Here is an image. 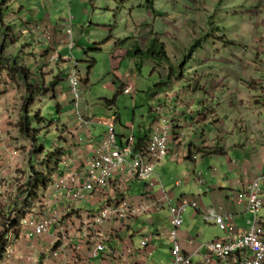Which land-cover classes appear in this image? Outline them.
<instances>
[{"label":"rangeland","instance_id":"1","mask_svg":"<svg viewBox=\"0 0 264 264\" xmlns=\"http://www.w3.org/2000/svg\"><path fill=\"white\" fill-rule=\"evenodd\" d=\"M0 6L5 23L15 28L16 37H22L15 45L9 41L3 44L0 34V52H4L0 61L1 80L6 85V77L12 80L19 99L12 137L19 145V161L14 159L10 166L0 158V233L6 220L18 215L17 198L20 197L21 214L26 212L28 195L24 196L23 192L30 180L32 167L40 171L39 163L44 155L63 146L61 139L65 138L60 132L64 126L75 131L84 145L88 142L87 132L77 130V118L70 104L71 95L64 74L69 69L68 63L64 72L60 71L58 61L49 63L47 54L51 49L44 51L47 58L43 63L38 61L39 53L47 48L42 41L47 39L46 33L51 35L49 41L61 46L67 61L71 55L70 49L64 46L65 31L61 30L62 35L57 37H53L51 31L40 36V28L30 24L42 22L45 15L52 26L60 29L66 18L73 17L76 45L72 54L74 60L80 63L78 71L82 81L80 109L92 121L90 132L95 139L103 137L109 124L116 126L118 134L126 133L127 136L134 131L138 133L140 125L148 128L154 122L151 111L162 109L160 99H165L176 109L175 115L184 113V118L187 115V120L193 124L205 112L207 105L211 114L209 126L203 127L207 139L213 142L222 135L224 147L227 142L232 144L238 140L247 143L249 138L259 136L246 106L253 102V95L260 93L253 88L264 75L259 49V42L264 38V0H156L152 6L146 0H0ZM24 40L27 43L21 52L28 58H23L21 62H39L36 64L41 67L39 72L42 75L30 70L38 86H29L18 70L10 68L12 59L9 55L17 56ZM128 51H134L133 55L126 56ZM33 52L35 56L29 58ZM171 68L175 73L171 85L163 87L162 91L155 89L162 81L159 71L167 79ZM36 73L39 76H33ZM51 74L65 82L57 91L52 87L54 78ZM87 79L89 82H86ZM206 82L208 94L196 85L204 86ZM124 85H132L135 91L124 93ZM166 93L170 97L165 96ZM238 97L243 104V109L239 107L241 113L237 112L238 108L230 106L232 99ZM113 100L112 104L107 102ZM57 105H60V112ZM215 111L225 121L219 129L211 120ZM37 112L41 119L35 118ZM27 113L31 123L29 130L34 136L32 140H28L21 130ZM227 115L230 120L226 119ZM241 119L243 122H239ZM134 122L137 127H134ZM242 127L246 132L241 136ZM188 128L193 134L195 127ZM35 146H43L44 153H35ZM247 146L241 150L245 154L244 163L250 168L256 163V157L251 144ZM236 152L230 149L228 156L214 155L200 159L197 155L199 161L205 159L207 163L195 166L189 160L180 164L172 162L166 168L160 167L159 171L166 183L172 178L174 183L184 179L185 184L178 190L190 192L196 189L195 172H213L219 180L226 179L223 171L229 170L230 156H236ZM30 154L33 157L31 164ZM88 205L92 207V204ZM137 241L140 242L139 238ZM170 246L164 244V252L158 251L152 257L154 264H170Z\"/></svg>","mask_w":264,"mask_h":264},{"label":"built area","instance_id":"2","mask_svg":"<svg viewBox=\"0 0 264 264\" xmlns=\"http://www.w3.org/2000/svg\"><path fill=\"white\" fill-rule=\"evenodd\" d=\"M61 28L65 31L64 46L71 52L66 74L70 104L79 128L89 130L92 121L80 109L79 62L72 54L76 45L73 17L66 18ZM46 34L48 41L52 39ZM53 44L48 43L51 51L47 57L49 63L55 64L62 57L60 46ZM259 49L264 73L263 37ZM258 86L264 93V75ZM5 88L6 83L0 82V89ZM134 91L132 85H124V93ZM174 131V125L162 118L154 126L147 145L141 147H137L134 133L121 138L114 124L107 126L99 140L89 134L92 154L88 159L62 156L59 170L50 175L48 187L36 200L29 198L32 187L28 181L23 192L28 195L26 212L21 214L19 208L17 217H9L0 233L4 254L0 264H142L154 254L155 246V233L142 220L165 209L171 215L172 227L167 235L172 240V264H195L193 256L183 249L180 230L186 211L201 210L202 202L198 197L187 196L176 201L174 189L182 187L185 180L179 179L169 186L159 171L164 159L179 155ZM196 175L198 182L205 185V174ZM135 183H143V187L140 195L132 196ZM230 198L239 203L247 200L253 218L247 228H239L232 214H219L215 208H209L204 214L206 221H215L225 236L201 246L204 261L264 264V176Z\"/></svg>","mask_w":264,"mask_h":264},{"label":"crops","instance_id":"3","mask_svg":"<svg viewBox=\"0 0 264 264\" xmlns=\"http://www.w3.org/2000/svg\"><path fill=\"white\" fill-rule=\"evenodd\" d=\"M257 11H260V9L259 10L257 9ZM260 12H262V10ZM30 24L40 28V31H41L39 32L40 36L46 31L47 32L51 31L53 37L55 35L56 37L62 35L60 33L61 29L58 26L57 27L52 26V23L48 19L47 15L43 17L42 22L36 23V24L31 22ZM21 30L24 32V29H21ZM42 41L44 42L47 48L43 47L44 48L43 51L39 53L40 59L38 61L41 63H43V60L47 58L45 57L44 51H49L48 43L51 42V41H48L47 39H42ZM53 45H55L56 47L58 44L54 43ZM59 49L61 50V46ZM60 53H61L62 59H60L58 63L60 65V71L64 72L65 64L66 63H68V65L70 64L69 62H67V59L63 57L62 50ZM126 56H128L127 53H126ZM172 70H173L172 71L173 76H171V80L173 77H175L174 69L172 68ZM66 73L67 72H64L65 76H66ZM168 76H167V80L169 79ZM52 77L54 76L52 75ZM1 79L2 78L0 76V82H4L2 81L3 79L2 80ZM6 81H7V85H6L7 89L5 90L0 89V158H2L3 163L7 162L10 164V166H12L14 159H17L19 161V156L17 157V155L19 154L17 151V149H19V145H16L17 142H14V140L12 139V137H14V134H15V130H14L15 128H14L13 123H14L15 118L18 117V113L16 114L15 110H17V108L19 107V99L17 98V89L13 85L12 80L6 77ZM258 81L256 83L257 86H255V88L253 89L259 90L260 93L258 95H253L252 96V98L254 99L253 102L250 103V105L246 107L247 109H249V112L251 113L250 114V116L252 117L251 122L255 125L256 129L258 130L259 136H257L256 139L249 138L247 143H243L242 141L236 140L235 141L236 143H232V144L230 142H227L226 146L224 147L222 146V143L225 142V139L222 138V135H219L216 138L217 140H214L213 142H211L210 140L207 139L206 130L203 128V127L209 126L208 122H209L210 115H211L210 111L208 110L207 105H206L205 112L202 113L199 116V120H196L193 124L187 120L188 119L187 115L184 118V115H183L184 113H179L178 115H175L176 109L171 107L169 104H167L165 99L159 100L161 102L160 105L162 109L164 108V111H162V109L159 111L158 110L151 111V114H153L152 118L154 120L153 124L149 126L148 128L147 127L145 128L144 125H140V130L138 131V133L134 131V134L137 133L135 135L137 136L138 139L141 137H146L147 135L150 136V133L152 132L154 126L162 118L163 120H166L169 124L174 125V130H175L174 134L176 135L177 151H179V155L176 156L172 154L168 156L167 159L164 160L165 162L162 161V163L159 166V169L163 168V166L164 168L170 166L172 162H177L178 164H180L183 161H187V160L191 161V163L193 162L195 166H197L198 164H201V165L206 164L207 160L202 159V161H199L197 159V155L199 159L210 157V156L199 154V149L202 147L220 146L224 148L225 155L227 156L230 153V149H233V151H237L236 153H234L236 154V156H234L233 154L230 156L229 170L223 171L224 175L227 177L226 179L219 180L218 177L213 174V172L212 173L205 172L206 173L205 174L206 184L202 185L198 182V177L196 176V172H195L194 182H195L196 189H192L190 192H183V191L178 190L181 187L174 189L176 201H178L182 197L187 196V197H198L202 202L201 210L198 211L195 208H189L186 211L184 215V219H185L184 225L180 230V241L183 245V249L185 253L193 256V260L195 264H207L203 259L204 249H201V246L204 243L209 242V241H214L217 239H221V238H224L225 236V232L217 225L215 221H206L204 214L207 212L209 208H215L219 214H225V213L232 214L234 216V221L239 228H247L249 226V220L253 218L252 214L250 213L248 209L247 200H245L242 203L233 202L230 197L233 195H238L241 192L246 191L249 187V184L253 180L264 176V93H262L261 90L259 89ZM171 82H173V80ZM160 83H162V81ZM160 83H158L156 87H158ZM207 83L208 82H206L204 86H202L199 83H197L196 85L198 86L197 87L198 89H203L204 92L208 94L209 87H207ZM169 85L171 84H168V86ZM60 87L61 85L56 88V91L59 90ZM162 89L164 88L162 87L159 90L162 91ZM150 90L152 89L150 88ZM165 96L170 97V95L167 93ZM238 100H240L239 97L237 99L235 98V100L232 99L230 106L233 108L234 107L238 108L237 112L241 113L242 110L239 109V107L243 109V106H242L243 104L240 103V101ZM166 112H167V116H165ZM191 113H194V111ZM226 119L230 120L231 117L227 115ZM211 120H212L213 125L216 126L217 129H219V125L220 126L225 125V121L222 120L219 113H217L216 111L213 113ZM120 121H122V119H120ZM239 122H243V119L239 120ZM133 125L134 127H137L138 124L134 122ZM188 127H195L194 128L195 130H193V134H190ZM78 129L84 130L87 132L88 142L84 145L83 142H81V140L78 138L77 133L67 128V132H70L72 135L67 136L66 138L67 142L66 143L64 142L62 147H65L67 149L68 154L73 155L74 157L81 156L85 160V159H88L87 157L92 154L91 153L92 147L88 139L89 134H91V132H90V129L88 130L86 128H79V126L77 125V130ZM200 129H204V131L201 133L199 132ZM240 132L242 136V134L246 132L245 127H242ZM119 135L121 136V138L127 137L126 133L119 134ZM248 143L251 144V147L253 149V154L256 157V163L253 164L252 167L250 168H247L246 166L247 164L244 163L245 154L241 150L243 148H248L247 146ZM257 143L259 144L258 146H257ZM31 155L32 154H30V157H29L30 164L33 162V157ZM6 170L7 169H3V171H6ZM245 173H249V175L246 177ZM232 175H234V177H239V178L233 177L232 179L231 178ZM173 179L174 178H172V181H168L167 183L165 182L164 179L163 180L167 185L173 186L175 184L174 183L175 180ZM215 181H217V183ZM142 187H143V183H135L130 194L132 196L140 195ZM262 213H264V210H262ZM170 217H171L170 210L165 209L162 212L152 214L151 216H148L147 218L142 220L143 225H150L151 231L155 233V246L153 247L154 254L150 256L149 258L147 257L145 261L142 262V264H145V263L154 264L152 257H154L158 253V251L163 250L164 252L163 246L166 243L171 245L169 254H170V259H171L170 264H172V255H171L172 240L167 235V232L172 227ZM193 240L195 241L192 242ZM199 250H200V253H197ZM210 264H219V262L217 260H214Z\"/></svg>","mask_w":264,"mask_h":264},{"label":"trees","instance_id":"4","mask_svg":"<svg viewBox=\"0 0 264 264\" xmlns=\"http://www.w3.org/2000/svg\"><path fill=\"white\" fill-rule=\"evenodd\" d=\"M155 1L156 0H146L147 4H149L150 6H152L155 3ZM16 32L17 31L15 30V28H13V26L5 23V20L2 17V6H0V34L3 38V44H7L8 41L14 45L17 44L18 41H20V38H22V37H16ZM26 41L24 40V42H23L24 44H22V46L20 47V51H19L17 56L12 57L11 54L9 55L10 59H12V65L10 68L13 70H18L22 79H24L27 82V84H29V86H34V85L38 86L39 83L35 79H33L36 77H32L31 71H30V70H36L37 72L40 71L41 67L38 68V65L36 64V62H38V61L33 60V61L28 62V63H22L21 62V60L23 58H25V59L28 58V57H24L22 52H21V51H24L23 49L26 46V44H25ZM29 49H33V47H30ZM133 52L134 51H130V52H127V54L133 55ZM3 53L4 52H0V61L3 59V56H4ZM33 55H34V52L31 53V56L29 58H32ZM19 62H20V65H19ZM35 65H37V67H35ZM172 71L173 70L171 68L169 71V76H168L169 79L168 80L167 79L165 80V76H164L163 72L159 71L163 79H162V83H160V85H158V87H156L155 89H157V88L160 89L162 87H166V86H168V84L171 83V81H172L171 76H173ZM39 73L42 75L41 72H39ZM36 74L37 75H33V76H39L38 73H36ZM50 76H52V74ZM52 78H54V80L52 82V87L55 88L54 90H56L57 87H59L60 85H62V83H64V81L61 78H59V79H57V77H52ZM88 80L89 79H87L86 82H89ZM54 81L56 82V84ZM41 84H42V82H41ZM107 102L109 104H112L115 101L113 100V101H107ZM59 106L60 105H57L58 111L60 110ZM38 114H39L38 112L35 113V118L41 119ZM30 124L31 123L29 120V114L27 113L25 116L24 123L21 125V130H22V133L24 134V136L27 137L28 140H32L34 138V136L32 135L33 132L29 130ZM60 133H61V137L65 138L63 140L61 139V141L63 143L67 142V139H66L67 136L72 135L70 132H67L66 127H64V130ZM63 135H65V136H63ZM150 135H151V133H150ZM149 138H150L149 135H147L146 137L139 138L138 143H137V147L146 146L148 141H149ZM35 153H40V154L44 153V147L40 146L38 148L35 146ZM65 154H68L67 149L65 147L58 146L55 149L49 151L48 153H46L44 155L42 161L39 163V165L41 166L40 171H37L34 169V167H32V174L30 176V183H29V185L32 187V193L29 196L30 200H34V199L36 200L39 197V194L45 191V189L48 187L50 175H52L53 172H56L59 170V163L61 162L62 156H64ZM199 154L205 155V156H214V155L224 156L225 150H224V148H222L220 146L202 147L199 149ZM42 168L43 169L45 168L46 170L43 171ZM19 199H20V197L17 198V202H16V210L17 211H19V208H20ZM13 223H14V225H16L17 219H15L13 221ZM3 257H4L3 247H2V244H0V260Z\"/></svg>","mask_w":264,"mask_h":264}]
</instances>
